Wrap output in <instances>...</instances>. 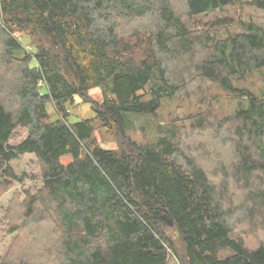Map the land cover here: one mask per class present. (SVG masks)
<instances>
[{
    "label": "trees",
    "instance_id": "obj_1",
    "mask_svg": "<svg viewBox=\"0 0 264 264\" xmlns=\"http://www.w3.org/2000/svg\"><path fill=\"white\" fill-rule=\"evenodd\" d=\"M241 4L264 12V0H0V183L23 181L10 163L25 154L43 183L11 207L0 264H264V96L233 82L264 68V24L218 15ZM214 82L248 106L216 116ZM178 93L198 101L189 128L204 143L127 134L125 113ZM77 97L94 118L71 121Z\"/></svg>",
    "mask_w": 264,
    "mask_h": 264
},
{
    "label": "rangeland",
    "instance_id": "obj_2",
    "mask_svg": "<svg viewBox=\"0 0 264 264\" xmlns=\"http://www.w3.org/2000/svg\"><path fill=\"white\" fill-rule=\"evenodd\" d=\"M218 15L224 18H243L245 21L252 20L264 24V12L252 4L227 7L220 11ZM215 16H217V13L214 16L209 14L208 18H214ZM233 82L237 89L249 90L257 96H264V68L256 70L243 78L235 77ZM209 91L210 98L213 99L214 103L213 112L219 118L227 117L235 113L238 108L246 107L249 104L248 97L238 96L224 89L217 82L209 85ZM89 94L90 98L101 100L102 92L100 88L92 90ZM91 105L90 102L77 97L75 104L71 106V121L94 118L96 114ZM199 109L198 101L178 93L174 96L165 97L156 114L125 113V129L127 134L140 144H156L160 137L170 136V132H176V137L170 136L172 139L177 140L180 138L179 140L185 144L190 141V144L198 145L204 143L207 133L202 132L201 135L196 136L190 131L189 126L190 117L198 113ZM27 135V129H17L10 139V144L17 145L21 143ZM95 137L103 147L116 148L119 146L117 135L106 130L96 129ZM10 165L15 174L24 179L23 181H17L7 177L11 182L7 188L0 183V255L4 258L10 251L16 237L15 233H9L13 220L10 218L11 207L17 201L23 202L27 192L35 194L43 186L41 165L34 154L22 155L11 161ZM1 172L2 170H0V174ZM168 264H177V261L171 258Z\"/></svg>",
    "mask_w": 264,
    "mask_h": 264
},
{
    "label": "water",
    "instance_id": "obj_3",
    "mask_svg": "<svg viewBox=\"0 0 264 264\" xmlns=\"http://www.w3.org/2000/svg\"><path fill=\"white\" fill-rule=\"evenodd\" d=\"M166 219L168 220L170 226H173V224H174L173 221L171 219H169V218H166Z\"/></svg>",
    "mask_w": 264,
    "mask_h": 264
}]
</instances>
